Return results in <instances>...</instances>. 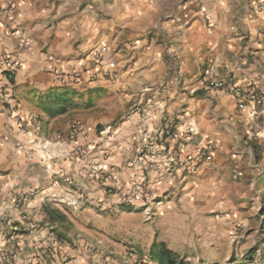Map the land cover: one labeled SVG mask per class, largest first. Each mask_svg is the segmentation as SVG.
Wrapping results in <instances>:
<instances>
[{
	"label": "crops",
	"instance_id": "1",
	"mask_svg": "<svg viewBox=\"0 0 264 264\" xmlns=\"http://www.w3.org/2000/svg\"><path fill=\"white\" fill-rule=\"evenodd\" d=\"M6 2L0 0V54L9 50L22 66L13 103L0 100V264H101L97 242L78 223L87 211L142 221L146 251L162 242L174 253L191 229L216 245L237 225L264 217V107L250 120L233 94L213 87L231 79L264 93V11L256 0H14L10 13L1 10ZM19 30L28 31V46L19 45ZM103 45L116 80L88 60ZM80 59L87 70L79 85L48 69ZM65 90L77 92L72 104L51 115V97ZM31 116L37 119L27 136L41 143L29 161L16 151L24 138L16 120ZM71 122L82 135L71 136ZM160 130L166 152L158 156L180 147L186 167L167 172L158 163L154 170L147 159L132 169L127 160L142 133ZM143 178L161 202L150 218L141 194L125 206L107 192ZM120 231L124 250L142 251L133 240L140 230Z\"/></svg>",
	"mask_w": 264,
	"mask_h": 264
},
{
	"label": "built area",
	"instance_id": "2",
	"mask_svg": "<svg viewBox=\"0 0 264 264\" xmlns=\"http://www.w3.org/2000/svg\"><path fill=\"white\" fill-rule=\"evenodd\" d=\"M255 7L259 11H264V0H256ZM14 8V0H8L5 5L1 6V10L4 12H11ZM19 45L22 47L28 46L30 43V36L27 30H19L18 32ZM106 46H100L96 50L90 53L88 60L92 63V67H96L101 71L104 77H107L111 80L117 79V68L116 64L112 60H106L105 58ZM46 60L51 61L50 56H46ZM22 62L21 59L15 57L11 54L9 50H3L0 54V100L4 104L11 105L13 102V97L11 89L14 84L15 76L17 71L21 68ZM49 71L53 72L58 79L63 83L69 85H79L82 80V74L87 70V62L79 60L76 63L70 62L67 64H57L49 65ZM213 87L218 90H223L229 94H233L237 99L238 105L240 108H248L250 120H254L255 117L263 111L264 107V93L259 92L256 88L252 86H242L238 85L231 79L220 80L214 82ZM150 115V112L144 114L145 117ZM37 117L31 116L29 120L18 118L16 120L17 128L21 136H24L22 140H18L16 143V151L21 154L26 160L31 161L35 152L33 144L41 143L38 136H27V133L30 132L32 128V123L36 122ZM71 136L75 137L83 134V128L78 122H71L70 124ZM112 129V126H107L103 131H109ZM164 131L160 130L159 134H156L154 137L147 135L146 132H143L138 144L135 148V154L132 158L127 160L128 165L136 170L143 167L146 160H150V167L154 170L158 168V163H163L165 170L170 172L172 169L186 167L187 162L179 157V148L172 150L169 153L158 156L160 151H165L166 148L163 143ZM264 137V134L262 135ZM212 146V144H211ZM166 152V151H165ZM160 157L161 159H157ZM41 159H45L44 156H41ZM213 167L216 165L213 164ZM192 169V168H191ZM241 172L235 174V178L239 177ZM145 179H141L136 185L130 186L126 190H119L115 188H108L107 192L109 194H118L119 203L125 206L132 205V200L136 194H141L143 196V202L140 205L142 208L143 215L146 218H150L153 214V206L159 205L161 202L150 194L145 186L143 187ZM146 185V184H145Z\"/></svg>",
	"mask_w": 264,
	"mask_h": 264
},
{
	"label": "rangeland",
	"instance_id": "3",
	"mask_svg": "<svg viewBox=\"0 0 264 264\" xmlns=\"http://www.w3.org/2000/svg\"><path fill=\"white\" fill-rule=\"evenodd\" d=\"M164 130L166 131L168 128H164ZM193 130L189 127L185 132L190 134L193 133ZM168 132L170 131L168 130ZM89 212L82 215L81 221L78 223L82 225V232H86V236L92 242H97L95 250L101 264L108 262L110 264H152L145 256L149 238L146 239L143 236L145 234L144 222H138L135 219L123 221L118 216H114L112 219L113 215L102 212H97V217L91 218ZM221 214L216 212V215ZM142 220L144 221L143 217ZM122 225L131 226L141 231L139 235L142 238L134 237L133 240L143 243L142 251L137 250L136 247L124 250L120 242ZM234 230L235 232L230 235L231 239L219 236L218 244L213 245L210 243L213 236L200 239L201 235L191 229L188 236L181 237V240L177 242L176 254L184 264H264V217H257L246 224L241 223ZM90 232L93 237L87 235ZM135 234L133 233V235ZM113 241L118 243L114 244ZM100 252L103 255H100Z\"/></svg>",
	"mask_w": 264,
	"mask_h": 264
},
{
	"label": "trees",
	"instance_id": "4",
	"mask_svg": "<svg viewBox=\"0 0 264 264\" xmlns=\"http://www.w3.org/2000/svg\"><path fill=\"white\" fill-rule=\"evenodd\" d=\"M75 91H67L60 92L59 94H54L52 98V103L47 106V111L51 115L60 114L65 112L68 109V106L72 104L71 98L76 95ZM64 104H59V100H64ZM260 214L264 215V204L261 205ZM145 256L152 264H184L177 256L176 253L167 249L162 242H153Z\"/></svg>",
	"mask_w": 264,
	"mask_h": 264
}]
</instances>
